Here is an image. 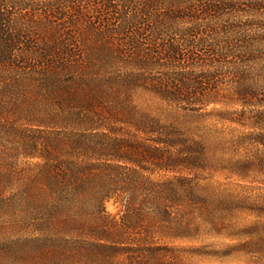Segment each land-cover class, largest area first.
<instances>
[{"label":"trees","instance_id":"16d2710c","mask_svg":"<svg viewBox=\"0 0 264 264\" xmlns=\"http://www.w3.org/2000/svg\"><path fill=\"white\" fill-rule=\"evenodd\" d=\"M209 106L247 129L244 164H264V0H0V152L11 138L28 159L22 255L143 264L156 236H185L210 204L189 121Z\"/></svg>","mask_w":264,"mask_h":264},{"label":"rangeland","instance_id":"374dc122","mask_svg":"<svg viewBox=\"0 0 264 264\" xmlns=\"http://www.w3.org/2000/svg\"><path fill=\"white\" fill-rule=\"evenodd\" d=\"M133 99L161 119L170 114L149 94L138 93ZM211 107L189 119L203 136L211 160L198 175L210 204L197 214L185 236H156V252L145 249L139 255L145 257L143 264H264V164H244L256 153L248 142L235 144L236 135L247 129L220 122ZM6 140L0 152V176H4L0 178V264H36L21 250L22 239L34 231L21 210V168L28 159L13 151L11 138ZM118 209L113 200L106 202L110 214L117 215Z\"/></svg>","mask_w":264,"mask_h":264}]
</instances>
